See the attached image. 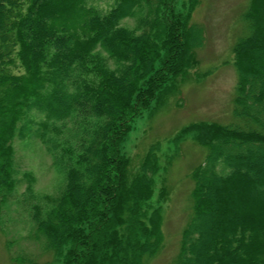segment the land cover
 Returning <instances> with one entry per match:
<instances>
[{"label":"trees","instance_id":"16d2710c","mask_svg":"<svg viewBox=\"0 0 264 264\" xmlns=\"http://www.w3.org/2000/svg\"><path fill=\"white\" fill-rule=\"evenodd\" d=\"M109 1L104 10L90 0H0V208L18 182L13 140L36 110L35 136L64 187L33 204L30 219L60 264H142L161 247L162 213L150 203L156 149L134 171L122 146L133 120L197 65L204 39L191 22L199 0L186 10L177 0ZM242 19L236 121H195L175 136L206 148L175 264H264V0H249ZM26 190L33 195L31 183Z\"/></svg>","mask_w":264,"mask_h":264},{"label":"rangeland","instance_id":"374dc122","mask_svg":"<svg viewBox=\"0 0 264 264\" xmlns=\"http://www.w3.org/2000/svg\"><path fill=\"white\" fill-rule=\"evenodd\" d=\"M104 10L109 0H90ZM249 0H199L191 11V22L203 27V43L195 49L197 65L185 76L175 78L173 90L157 105L137 116L123 142L134 171L145 153L156 149L159 170L154 178L150 203L162 213L163 242L142 264H175L181 232L192 212V169L202 162L206 148L188 135L175 136L195 121L231 124L236 88L232 46L247 33L242 15ZM188 0H177V9L186 10ZM128 28L136 19L126 18ZM175 87V88H174ZM161 105V106H160ZM43 116L36 110L28 113L22 125L24 136L15 137L14 169L17 186L0 208V264H60L46 249L44 238L36 235L30 219L35 203L45 205V196H55L64 187V177L52 166V158L38 137L37 123ZM32 184V193L26 190Z\"/></svg>","mask_w":264,"mask_h":264}]
</instances>
